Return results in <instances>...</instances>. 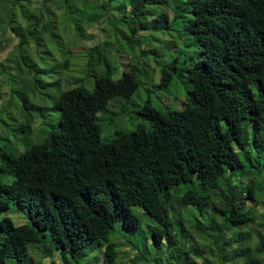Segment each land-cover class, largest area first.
<instances>
[{
    "label": "trees",
    "instance_id": "1",
    "mask_svg": "<svg viewBox=\"0 0 264 264\" xmlns=\"http://www.w3.org/2000/svg\"><path fill=\"white\" fill-rule=\"evenodd\" d=\"M146 1H132L129 34L118 31L124 38L138 43L141 32L169 28L162 27L166 12L149 20ZM183 5L199 58L182 69L174 61L159 77L168 86L171 70L186 75L184 107L148 102L140 111L147 127L103 142L98 113L117 97L131 98L141 82L133 71L113 80L109 54L97 45L85 72L104 75L92 90L79 85L80 76L64 88L81 66L66 44L94 38L87 32L98 25L112 37L121 12L114 0H0V52L18 41L2 64L11 100L1 116L18 94L24 117L10 124L0 117L17 142L1 149L0 172L13 180L0 182V210L13 205L29 219L1 218L0 264H25L32 246L40 259L90 248L105 264L120 256L117 244L131 249L135 264H264V0ZM50 86L59 124L43 131L47 115L32 98ZM134 208L153 222L139 242L116 229L121 220L133 233L140 229Z\"/></svg>",
    "mask_w": 264,
    "mask_h": 264
},
{
    "label": "rangeland",
    "instance_id": "2",
    "mask_svg": "<svg viewBox=\"0 0 264 264\" xmlns=\"http://www.w3.org/2000/svg\"><path fill=\"white\" fill-rule=\"evenodd\" d=\"M132 1L133 0H114L117 11L121 12H119V15L116 14V16L120 18L116 19L111 26L112 31H115L112 37L107 36V33L103 31L104 28L98 25L87 32V34H92L94 38L87 37L84 38L82 42H80L79 38H75L72 39L73 41H71V43L66 44L68 49H71L73 53L76 52L73 58H75L74 60H77V64L79 62L81 66H76L75 71L68 74L66 80L68 79L69 81L64 83V88L75 86V78L80 76L83 79L80 81L79 85L86 84L87 88L92 90L98 74L104 75L105 72L101 69H98V74L94 73L92 70L90 76H87L85 72L89 64L87 58L89 48L97 45L99 51H106V53L109 54L111 64L110 76L113 80H118L127 71H133L141 82L140 88L131 98L126 99L117 97L110 101L104 110L98 113V123L102 128L101 139L103 142H110L114 140L119 133L132 131L139 126L147 127L148 121L142 117L140 111L148 102H150L154 108L158 109L166 106L182 109L184 107L183 103L186 100L188 87L186 75L176 72V70H171L173 74L172 81L168 86H163L160 82L159 72L161 73V70L167 67L170 68L174 61L177 62L176 68L182 69L188 65H193L191 57H194L195 60L199 58V47L195 45L191 37L185 32L187 17L185 10L182 9L184 8L183 2L185 0H148L149 4L146 1V8L149 7L152 9L154 14L149 17V20L159 19L160 14L166 12L169 15V21H163L162 27L166 25L169 26V28L141 32L140 34L145 37L138 43L136 41L134 42V40H130L129 35H126L124 38L120 35V32H118L121 31L129 34V25L132 24L130 19L133 8ZM69 35L71 34L69 33ZM72 38H74V36H72ZM17 43L18 41L14 40L13 44H10L0 52V117L2 121L6 120L9 124L12 122V118L19 120V122L24 121L23 115L21 117L23 102L20 100L18 94L13 97L12 104L7 109V113L1 116V111H3V108H6L8 100H11L8 88L3 87L1 83L3 80L2 77L6 75L2 64L7 63ZM57 53L56 55H60L61 52L58 51ZM79 57L82 58L79 59ZM48 58L51 59L50 57ZM47 64H51V62L48 61ZM82 67L84 70L83 75L81 73V71H83ZM17 80L18 78L16 81ZM47 82H50V79ZM54 88L50 86L43 91L46 93L48 92L47 90H51V93H53L52 89ZM48 95V93L44 94V96L38 94L37 97L32 98L34 99L33 104L39 103V106L45 109L44 113L47 115V118L43 119L42 123L43 125L44 123L47 125L42 126L43 131H49V124H56V128L59 124V112L57 109L53 108V101ZM7 132L8 128L2 127L0 121V154L1 149L4 150L12 147L15 143L17 144L14 134L12 136V132ZM37 142H39V139L34 136L33 143ZM12 180V175L0 172V182L7 184L11 183ZM185 188L186 186H183L182 190ZM134 210L140 215L142 220L140 229L137 230L136 233H133L134 230L130 227H123L122 220L118 222L116 229L117 232H121L127 239H135L132 241L139 242V237L144 235L143 232L149 231L153 222L142 209L134 208ZM5 216L13 219L17 225L29 223L27 215L25 213L20 215L13 205L10 209L0 210V220ZM23 216L25 218H23ZM199 220L203 221L202 218L198 216V219H195V221ZM112 241L116 242V233L112 235ZM47 246L49 249L52 248L53 251V244L50 241L47 242ZM117 247L120 252L118 259L114 262H107L105 264H135L133 262L134 253L131 252V249L118 244ZM31 249L32 259H30L29 256L25 264H77L79 261L81 264H102L100 263L102 262V254L99 251L93 252L90 248L82 251L76 257H72L69 254L64 255L61 251L55 250L53 256H47L45 259H40L41 254H39V252L35 253L33 246L30 248V251ZM54 261L55 263H53ZM137 264L143 263L140 262Z\"/></svg>",
    "mask_w": 264,
    "mask_h": 264
}]
</instances>
